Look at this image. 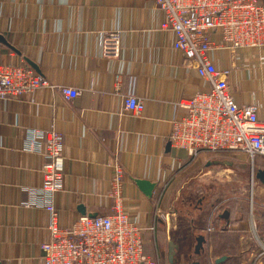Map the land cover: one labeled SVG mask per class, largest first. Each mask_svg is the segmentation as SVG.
Here are the masks:
<instances>
[{
  "label": "crops",
  "instance_id": "crops-1",
  "mask_svg": "<svg viewBox=\"0 0 264 264\" xmlns=\"http://www.w3.org/2000/svg\"><path fill=\"white\" fill-rule=\"evenodd\" d=\"M164 22L156 0H0V34L20 52L0 45V66H25L54 86L20 101H0V264H43L40 245L50 239L48 214L24 205L26 189L43 180L44 159L23 149L34 130L63 135L64 187L55 197L62 230L83 217L80 208L85 215L112 214L114 178L122 171L123 210L138 225L155 228L147 234L155 255H146L158 260L159 248L167 258L174 240L182 264H262L264 207L206 209L199 200L191 218L177 208L186 192L220 190L214 177L241 176L235 170L247 157L200 152L189 158L170 146L173 122L182 114L177 103L207 86L173 49ZM110 32L121 35L117 58L105 54ZM210 57L218 69L231 70L236 103L257 106L264 121V56L222 50ZM60 86L81 94L67 101ZM128 96L143 101L140 115L125 110ZM134 179L156 185L151 198ZM198 237L205 239L199 259L192 254Z\"/></svg>",
  "mask_w": 264,
  "mask_h": 264
},
{
  "label": "built area",
  "instance_id": "built-area-1",
  "mask_svg": "<svg viewBox=\"0 0 264 264\" xmlns=\"http://www.w3.org/2000/svg\"><path fill=\"white\" fill-rule=\"evenodd\" d=\"M164 13L163 30L172 33L173 49L191 63L206 90L177 103L182 112L173 122L170 146L189 158L200 152L240 153L254 169L255 160L264 158V121L258 107L238 105L228 78L231 70H220L210 55L222 50L239 57L264 56V0H156ZM119 32L105 36V54L117 58L121 49ZM40 89H54L42 76L25 66H0V101H20ZM73 101L80 91L66 86L56 88ZM127 112L140 115L144 103L137 97L124 98ZM23 149L40 155L42 184L26 189V207L40 209L49 216L50 239L40 245L43 264H159L145 254V235L154 227L138 225L121 205L123 172L114 178L117 202L110 215L95 219L80 217L68 231L59 226L55 197L64 187L59 166L64 152L63 135L57 131H29ZM264 264V250L261 253Z\"/></svg>",
  "mask_w": 264,
  "mask_h": 264
},
{
  "label": "rangeland",
  "instance_id": "rangeland-1",
  "mask_svg": "<svg viewBox=\"0 0 264 264\" xmlns=\"http://www.w3.org/2000/svg\"><path fill=\"white\" fill-rule=\"evenodd\" d=\"M259 159L264 160V158H257L253 169L251 163L245 162L241 157L240 162L242 163H240L235 170L242 171L243 174L241 176L226 174L221 178L214 177V183H220L219 185L222 187L220 190L216 191L211 189V191H207L206 193L203 191H198L197 193L186 192V194H184L185 198L181 200L177 208H180L182 214L191 218L197 210L196 208L193 209V205L199 200H203L202 202L206 209L216 205H221L222 209H226L235 203L254 207H264V188L255 179V173L262 164ZM212 187L214 186H211V188ZM178 202L179 200L175 203L177 204ZM144 243L145 254L155 255L153 236H147L146 234ZM163 256L164 262L166 263V256Z\"/></svg>",
  "mask_w": 264,
  "mask_h": 264
},
{
  "label": "water",
  "instance_id": "water-1",
  "mask_svg": "<svg viewBox=\"0 0 264 264\" xmlns=\"http://www.w3.org/2000/svg\"><path fill=\"white\" fill-rule=\"evenodd\" d=\"M0 45H5L8 48H10L11 50H13L14 52H16L17 54H20V52L16 48L12 47L7 42V40L4 38V36L1 34H0ZM26 61L35 70H37L35 65L31 61H29L28 59H26ZM255 179L257 182L260 183V185H262L264 187V170L258 169L255 173ZM133 182L138 187V189L143 193L144 196H146L147 198L152 197L153 192H154L155 187H156V185L154 183H151L147 180H140V179H134ZM79 210L81 211L83 216H88L89 218H92V219H95V218L100 216V215H93V214L85 215L86 213H85L83 208H80ZM197 242H198L197 248L199 249L205 243L204 237H198ZM177 251H178L177 244L175 243L174 240H170L168 243V249H167L168 264H182V257H181V255H179V253ZM222 261H225V258L220 259L218 262L220 263Z\"/></svg>",
  "mask_w": 264,
  "mask_h": 264
},
{
  "label": "flooded vegetation",
  "instance_id": "flooded-vegetation-1",
  "mask_svg": "<svg viewBox=\"0 0 264 264\" xmlns=\"http://www.w3.org/2000/svg\"><path fill=\"white\" fill-rule=\"evenodd\" d=\"M197 243H196L195 249H193V251H192V254H194V256L199 259V258H201L203 256L204 244L198 249L197 248ZM157 258H158V261L160 262V264H164L165 263L164 262L163 251L161 249H159V248L157 250ZM166 260H167V258H166Z\"/></svg>",
  "mask_w": 264,
  "mask_h": 264
}]
</instances>
